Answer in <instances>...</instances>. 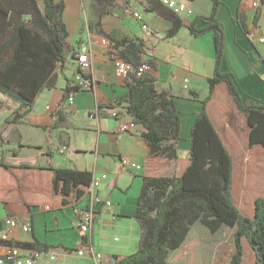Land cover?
Returning <instances> with one entry per match:
<instances>
[{"label": "crops", "instance_id": "crops-1", "mask_svg": "<svg viewBox=\"0 0 264 264\" xmlns=\"http://www.w3.org/2000/svg\"><path fill=\"white\" fill-rule=\"evenodd\" d=\"M79 1L63 0L68 63L63 69L57 68L54 87L43 88L33 108L17 123L13 111L18 104L0 93V162L90 171L93 177H101L95 192L101 203L93 207L94 219L86 235L78 229V219L80 211L90 208L91 200L87 195L73 207L55 210L0 204V221L12 218L18 226L29 227V233H23L20 228L9 230L0 226V251L4 245H32L37 241L55 247L48 251L58 256L53 264L91 263L89 252L102 254L108 264L138 251L142 231L135 213L142 178L159 175L163 161L149 155L140 137L144 132L141 125L128 131L120 129L123 124L132 122L123 112L124 103L121 107L115 106L128 96V89L126 79L118 77L114 71L113 57H117V53L107 37L114 41L143 42V61L153 64L148 73L156 78L157 90L173 96L181 125L177 149L187 153L194 115L207 96V82L213 75L215 63L214 33L193 35L188 26L198 17H209L213 2L175 0L184 5V11L175 15L161 6L159 0H113L98 6L92 0H83L88 31L74 38L69 32L79 22L76 17ZM217 1L214 22L224 34L220 70L235 77L245 100L264 103V62L260 58L264 46L255 42L256 38H264V0H260L256 11L249 7L247 0ZM124 4L141 13L142 21L128 17ZM239 14L245 17L248 35L238 28ZM98 15V28H90V25L94 27ZM173 17L181 27L176 35L169 37L166 34ZM203 27L197 24L195 29ZM100 30L102 34H98ZM82 53L90 61L89 69L83 73L90 77L91 88L73 94V104L69 106L66 101L61 103V95L67 85H75L77 55ZM107 106L123 110L122 115L113 118L115 110ZM208 112L223 137H234L240 148L245 145L244 118L235 110L223 87H217ZM122 159L138 165L140 170L124 168ZM105 200L112 203L110 208L103 205ZM77 250H84L86 256L78 258ZM38 264L49 263L42 260Z\"/></svg>", "mask_w": 264, "mask_h": 264}, {"label": "trees", "instance_id": "trees-1", "mask_svg": "<svg viewBox=\"0 0 264 264\" xmlns=\"http://www.w3.org/2000/svg\"><path fill=\"white\" fill-rule=\"evenodd\" d=\"M92 1L98 6L113 0ZM212 2L210 16L198 17L188 26L193 35L214 33L215 63L207 96L194 115L187 165L178 167L181 125L173 96L158 91L156 78L148 72L125 78L128 96L115 106L124 103V114L144 130L140 137L149 155L163 163L159 175L142 178L135 213L142 231L138 251L112 264H264V103L245 100L235 77L221 72L224 34L214 22L218 1ZM64 8L63 0H41V6L36 0H0V93L18 104L13 111L16 123L30 112L43 88L54 87L57 68L68 63ZM245 21L239 14L238 28L248 35ZM171 24L169 37L181 27L175 17ZM197 24L204 27L195 29ZM107 38L117 58L133 68L141 65V40ZM148 64L153 68L151 61ZM75 77L79 79L73 87L66 86L61 103L91 88L90 77L79 67ZM218 86L244 118L242 148L234 137H223L209 115L208 105ZM92 177L90 171L0 162V204L73 207L87 195ZM13 246L55 249L37 241Z\"/></svg>", "mask_w": 264, "mask_h": 264}, {"label": "built area", "instance_id": "built-area-1", "mask_svg": "<svg viewBox=\"0 0 264 264\" xmlns=\"http://www.w3.org/2000/svg\"><path fill=\"white\" fill-rule=\"evenodd\" d=\"M160 5L165 7L170 12L178 15L184 11V5H179L175 0H159ZM250 3V8L254 11L258 10L260 6V0H247ZM124 12L128 15L131 19L136 22H141L143 15L138 13L137 10L128 4H124ZM256 44L264 46V38H256ZM260 58L264 62V50L260 53ZM77 64L81 72H86L90 67V61L85 53L77 55ZM113 68L118 77L121 78H128L129 75L135 74L136 76L144 75L149 71L148 61L145 60L139 65L137 68H133L131 65H128L127 62L122 61L121 59L117 58L116 56L113 57ZM79 79V78H78ZM67 105L73 104V96L70 95L66 100ZM123 110H115L112 111V117L117 119L119 116L122 115ZM92 117V116H90ZM135 127L131 121L127 124H123L120 127L121 131H128ZM121 164L124 168H132L136 170H140V167L134 163H130L124 159L121 160ZM101 183V177H92V181L90 183V187L87 189V196L91 200L90 208H86L79 212V219H78V229L81 233L85 234L88 232L89 227L92 223V219H94V212L93 207L95 204L101 203L99 199L95 197L96 189L99 188ZM111 202L105 200L103 205L107 208H110ZM0 226H5L9 230H15L20 228L23 233H29V227L27 225L18 226L17 222L12 218H3L0 221ZM1 232V228H0ZM4 237H6L4 235ZM75 254L78 258L83 259L86 256L84 250H77ZM91 263H84V264H106L102 254L98 252H89L88 253ZM57 254L52 252L43 251H36V250H28L21 247H14L13 245H4L0 251V264H38L40 261H46L49 264H53L57 261ZM112 264V263H108Z\"/></svg>", "mask_w": 264, "mask_h": 264}, {"label": "rangeland", "instance_id": "rangeland-1", "mask_svg": "<svg viewBox=\"0 0 264 264\" xmlns=\"http://www.w3.org/2000/svg\"><path fill=\"white\" fill-rule=\"evenodd\" d=\"M36 1H37L38 5L41 6V0H36ZM67 1H69V0H67ZM81 1H83V0L79 1V16H76L78 18L79 22L77 24V27L69 32V35L71 37H74V36L78 37V35H82L84 32L88 31L87 30V21L88 20L84 17L85 16L84 15V10L85 9L82 6V2ZM81 16H83V19H84L83 22H82V17ZM74 20H75V18H74ZM89 27L90 28H96L95 26L93 27V25L92 26L90 25ZM95 31H96V29H95ZM67 36H68V34H67ZM66 42H67V40H66ZM177 151H178V155H179L178 159H177L178 167L182 168L183 166L187 165V163H188V161H187L188 160V152L186 153L184 151V149H181V148L177 149ZM202 254H205L204 250H202Z\"/></svg>", "mask_w": 264, "mask_h": 264}]
</instances>
